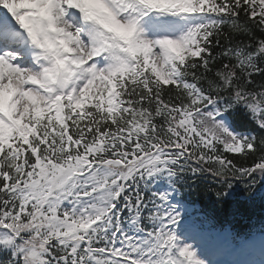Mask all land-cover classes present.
<instances>
[{
	"label": "snow or ice",
	"instance_id": "snow-or-ice-1",
	"mask_svg": "<svg viewBox=\"0 0 264 264\" xmlns=\"http://www.w3.org/2000/svg\"><path fill=\"white\" fill-rule=\"evenodd\" d=\"M189 173L264 178V0H0V264L252 251L176 198Z\"/></svg>",
	"mask_w": 264,
	"mask_h": 264
},
{
	"label": "trees",
	"instance_id": "trees-1",
	"mask_svg": "<svg viewBox=\"0 0 264 264\" xmlns=\"http://www.w3.org/2000/svg\"><path fill=\"white\" fill-rule=\"evenodd\" d=\"M233 121L239 129L252 128L242 113H236ZM229 158H233V154H229ZM255 179V185L249 187V178L231 177L232 187L228 189L208 173L201 177H193L189 173L179 187L182 197L198 204L211 220L213 228H226L239 237L250 234L254 229H264V178L256 174ZM222 188L228 194L219 197L217 192Z\"/></svg>",
	"mask_w": 264,
	"mask_h": 264
}]
</instances>
